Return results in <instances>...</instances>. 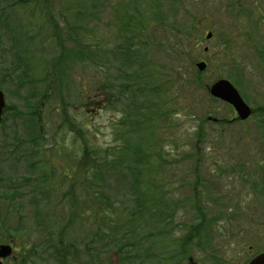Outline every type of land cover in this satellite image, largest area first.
<instances>
[{
	"label": "rangeland",
	"instance_id": "rangeland-1",
	"mask_svg": "<svg viewBox=\"0 0 264 264\" xmlns=\"http://www.w3.org/2000/svg\"><path fill=\"white\" fill-rule=\"evenodd\" d=\"M13 1L16 0H0V88L5 93L7 106L13 108L8 112V121L0 125V209H8L7 204L11 202L3 198L4 188L16 192L12 199L23 204H28L34 195L44 194L55 210L52 218H48V230L53 231L51 224L61 221L58 232L63 234L62 226L67 221L66 216L70 217L75 211V207L70 204L71 193L64 194L74 189L77 196L85 194V198L95 201L88 192L90 188L85 187L82 191L76 186V180L83 181L85 178L83 171L78 169L82 161L80 158L83 152L80 149L83 148V143L79 136H76L74 141L71 140L72 134L63 139V131L68 128L66 118L74 123L81 121L87 124L88 142L98 149H108L121 144L119 134H123L129 144L142 141L144 136L147 137L145 142L149 138L148 134L145 135L147 127L142 124L147 114L139 110L138 116L134 117V123L130 115L126 126H120L124 105L118 103L116 106L113 103L108 106L109 95L102 91V85L108 83L109 89H114L117 93L121 85L124 87V84L130 82L125 71L133 72L132 68L123 65L122 57L129 54L115 52L123 41V36H119V31L116 32L117 13L118 18L122 17L125 7L120 5L117 10L115 0H75L77 4L85 6V9H82L88 15H84V19L91 18V14L95 19L92 26L96 28V37L102 41V48L94 47L91 53L95 52L98 58H102V65L107 68L105 71H96L94 65H81L76 58L75 65L71 64L72 74L63 86L62 63L56 62L60 51L63 50V21L62 27H59L60 32L54 24V21L59 22L63 17V6H55L63 3V0H25L22 5H12ZM121 1L132 3V0ZM152 1L138 0L141 9L139 12L145 9L144 4L150 5ZM183 1L178 24L192 20L197 22L196 27L190 25L189 28H184V38L174 31V19L171 17L167 18L165 23L158 24L159 30L164 34L156 32V40L154 35L148 34L150 30L148 33L141 31L138 34L142 41L146 36H150L152 44L138 50L133 55L134 59L131 57L132 63H138L137 68L143 70L135 84L141 87L138 90L144 93L145 99L138 97L135 104L140 107L147 101L153 109L152 113L161 114L167 110L168 115L153 119L149 127L153 128L154 134L158 133L152 138V142L159 140L170 153L164 155L167 162L160 161L161 165L155 163L160 157L152 160L147 166L148 171L142 173L145 177L133 174L137 173L136 171L129 173L118 166L110 168L109 163L105 167L103 179L105 189L110 192L107 193L112 197L117 194L115 198L120 200L124 197V204L119 210L126 215L138 212L132 200L133 191L136 190L143 194L148 203L142 213L143 218H139V213L134 214L136 223L121 219L117 225L118 229L112 225L109 240L114 244L127 236L128 242L143 241V246L148 248L154 241H147L143 236L148 234L154 235L155 238L156 234L161 232L163 235L157 237L163 241V252H170L172 249L178 250L180 238L189 231L186 228L196 224L201 218L204 222L207 220L205 224H200L201 233L206 237L198 238V241H204V245L194 246L193 242H196L197 236L193 237V245H189L191 255L188 258L176 257L174 262L229 264L231 260V264H246L257 250H264V205L260 207L262 201L247 192L241 178V170L245 171L244 163L248 164L246 167L250 172L257 171L259 167L260 177V162L264 164V113H259L255 121L236 120L237 115L233 108L222 101H213L206 85L221 78L240 81L241 91L247 97L248 103L252 107L264 105V0H241L240 4L233 0ZM3 3L8 4L5 17L1 16ZM52 4L53 7H47ZM50 11L53 15L49 14ZM162 11L170 15L169 8H163ZM172 14L175 15L174 9ZM208 31L214 33L211 41L206 37ZM196 32L198 34L193 35ZM89 36L94 37L91 34ZM220 40L228 44L221 46ZM159 43L163 50L159 48ZM217 44L222 47L223 52L220 53V46ZM206 46L209 47L208 54L204 55L207 66L204 72L200 73L186 61L192 49L196 63L203 57ZM52 71L59 73L57 77L61 81L56 76H49ZM152 72L156 76L145 77ZM107 77L109 81L106 80ZM153 85L159 87L155 90ZM236 85L238 86V83ZM46 93L49 99L40 100L37 104L35 97H44ZM96 101L105 104L106 109L97 110V105L91 104ZM35 104L37 111L34 109ZM86 107L89 110L84 112ZM31 112L40 115L36 129H29L28 126ZM223 118L230 121L224 123ZM137 125L141 127L137 129ZM198 130L201 133L204 131L202 135L206 137L198 136ZM38 134L43 140L36 143L33 158H28L31 147L27 143L17 145V139L25 140L29 135L35 137ZM101 155L104 159V152H101ZM173 156L177 157V162ZM196 157H201L202 161L196 163ZM34 161L37 167L32 165ZM27 164H30V168ZM195 164L200 171L197 174L208 172L209 178H214L212 182L205 183L204 191H209L207 195L193 198L205 207L204 213H200L190 200H187L190 194L186 195L194 189L195 176L191 170ZM66 170L70 174L67 178ZM9 175L21 178L23 184L16 186L15 184H20L19 180L6 179L11 178ZM24 178L28 180L24 181ZM74 181L76 182L73 183ZM145 188L151 195L145 194ZM150 190L152 193L163 194L160 199L175 206L167 208L162 201L155 199ZM195 193L196 190H193L191 196ZM178 198H181L180 203L185 205H176ZM233 199H239L240 202L232 203ZM229 203L235 207L229 209ZM95 205L97 215V201ZM80 208L85 210L88 206ZM237 208L244 212L242 216L235 217ZM15 210L28 212V216L32 213V208L27 211ZM174 210L176 212L171 215L169 211ZM80 211L78 209L77 213ZM227 212L233 213L232 216L228 217ZM155 214L163 216L161 222L153 221ZM170 216L172 217L167 220ZM148 220H151L152 224ZM101 224L99 223V226ZM31 227L30 219L3 222L0 220V243L13 248L12 256L5 259L4 264H21L26 258L27 261L31 258V264H52L50 255L56 244L53 245L51 236L48 237L43 229L47 244L51 243L53 247L51 246L49 253H31L30 245L37 243V239H40L38 236L43 233L38 229L37 232L26 234ZM93 227L96 228V223H93ZM67 231L71 234L70 237L66 236L68 239L72 240L74 237V240H82L83 243L87 240L86 236L83 238L85 231L79 227H71ZM11 232L14 233L10 235L13 237L5 239ZM90 232L88 238L91 240L88 244L97 251L99 244L93 237L96 240L101 238L99 234ZM143 256L142 253V259ZM114 259H117L116 255Z\"/></svg>",
	"mask_w": 264,
	"mask_h": 264
},
{
	"label": "trees",
	"instance_id": "trees-1",
	"mask_svg": "<svg viewBox=\"0 0 264 264\" xmlns=\"http://www.w3.org/2000/svg\"><path fill=\"white\" fill-rule=\"evenodd\" d=\"M26 1H32L36 2L37 0H26ZM77 1V0H76ZM79 1V0H78ZM82 1V0H81ZM162 1L165 0H157V7H155V1L153 0L150 5H145V9L141 12H139L140 7L138 6V0H132V3L129 4L128 1H119L115 0V7L118 10V6L122 5L125 7V10L123 12V16L118 18V13H117V21L116 25L117 30L116 32L119 31V36H123L122 42L120 43V46L116 48L115 52H120L123 54H126L128 56L122 57L123 58V65L125 67H129L133 69V72L125 71L126 77L129 76L130 82L128 84H124V87H122L120 90L116 93L114 89H109V84L102 85V91L106 94L109 95V101H107V104L109 106H112L113 103L117 106L118 103H122L124 105V109H122L121 115L122 117L127 116V118L132 117L133 123L135 122L134 117L138 116V111H144L145 114H147V118L143 119L142 124L145 126L146 134L149 135L148 141H146L147 137L144 136L142 141L136 143V144H129L127 142V138L124 137V135L121 137L123 142L114 147H108V149H98L88 142V139L86 137V130L88 129V125L84 124L81 121H78V123H74L72 120L69 118L67 119L68 123V128H65L63 131V139L64 138H69L68 135H71L72 137L71 140H75L76 136H79V138L82 140L83 143V148L80 149L81 152H83L82 157L80 158V164L78 165L79 171H83L82 174H84L83 181L81 180H76L73 183L76 182V186L79 187L80 190H84L85 187L90 188L88 191L91 197L95 199L93 201L91 198H85V194L82 196H77L76 191L74 189H71L69 192H66V194H70L69 198L71 199V206L75 207V211L73 212L74 214L69 216H66L67 220L65 222V225L62 226L63 229V234L62 232L59 231V225L61 224V221L54 222L55 224H51V227L53 231L48 230V225L47 223H50V220L48 218H52L54 215L55 210L51 207L49 198L46 199L47 196H44V194L40 195H34V197L30 200L28 204H23L20 201L13 200L14 195L16 192L8 190V189H3V198L11 200L10 204H7L8 209H0V220L6 221V220H15V221H26L30 219L32 223V227L26 232L29 233L31 231L37 232L38 229L42 231V235L38 236L40 239H37V243L31 244L30 246L32 247L31 253L34 254V252H39V253H49L48 251L51 250L53 247L52 244L50 243L49 245L47 244V241L45 240V234L43 229L46 231L45 233L47 236H51L50 240L53 241L54 249L51 252L50 255V263H55V264H177L179 262H174V259L176 257H187L190 256L191 254L189 253V245L192 244V239L193 237L197 236V240L194 246L201 247V244L204 245V241H198L199 237H206L203 232L201 233V226L205 224L207 221H200L197 222L195 225H190L189 226V231L188 233L181 238L179 248L178 250H174L173 252H165L160 254V251H163V241H161L157 236L163 235L161 232L156 234L155 238L154 235H144L143 237L147 241L153 240V245H150V247H144L143 246V241H140L139 243L137 242H128L127 236L122 237L120 240H118V243H110V228L113 225L114 227H117L121 219H125L127 222L130 223H136L135 218L133 217L134 214L139 213V218L144 217L142 215L144 209H146L147 206V199L144 198L143 194H141L140 191L136 190L133 191L132 195V200L133 203L136 205L138 208V212L132 213L131 215H126L125 212H122L121 210V205L124 204V197L120 200L119 198H115L117 194H115L113 197L110 196L107 192L108 190L105 189V179H103V173L105 171V167L109 163L110 168H124L126 171L129 173L136 171L137 173H133L135 175L139 174L141 177H145L146 175L142 174L145 169H148L147 166L152 162V159H155L156 156H162L164 157L165 154H169L170 151L167 150V147L165 145L161 146V149H157V152L154 151V148L152 147L151 139L155 137L158 133L154 134L155 132L152 130V127H149V125H152L153 119H159L164 115H168L167 110L165 109L161 114L159 112L152 113V107L147 103V101H144L143 106H137L135 104L136 98H140L143 100L145 99L144 93H142L140 90V86H136L135 83H137L138 79H140V75L143 70H140L137 68L138 63H132L131 57L134 59L135 57L133 56L138 50H141L142 47H146L152 42L150 41V36H146L144 38V41H142L139 37L138 34L141 31H148L149 35H154L155 39H157L156 36V31L159 29V23H165L167 18H169L168 15L163 16L162 14V9L164 8H169L170 11H174L179 9V4H183V0H171L168 2L166 5H160ZM25 0H16L13 1L11 4L12 5H22L24 4ZM74 2V3H73ZM112 5V4H111ZM54 5L52 4L51 6L47 5L48 8L53 7ZM56 7L58 6H63V17L60 19V21H54V24L59 27L61 26V21H63V50L62 52L60 51L58 58L56 59L57 61H60L62 63V68H63V86L69 76L72 74V65H75L76 63V58L79 59L81 65L83 64L84 66L91 67V65H94L96 71L103 70L105 71V68L102 65V58H98V55L94 53H91V50L94 47H97V49L102 48V41L99 40V38L96 37V28L93 25L92 22L95 20L94 17L91 14V18L89 19H84V15L87 16L86 11L84 10L85 6H81L80 4H77L75 0H63V3H58L55 5ZM2 11H1V16L5 17V13L8 9V4L3 3L2 5ZM84 8V9H82ZM62 9V8H61ZM62 11V10H61ZM60 11H58L59 13ZM49 14H52L51 11ZM162 14V15H161ZM175 23H178L176 13H175ZM64 25H66V29L64 30ZM183 27H187L186 22L184 21L181 24ZM91 26V27H88ZM114 26V25H112ZM119 29V30H118ZM178 33L182 37V30L180 28H177ZM60 32V30H59ZM89 34L94 36L93 38H90ZM119 36H117L119 38ZM138 39V40H135ZM154 43V42H153ZM96 44V45H95ZM227 45V44H225ZM69 46V47H68ZM74 48V49H73ZM106 49L105 47H103ZM96 51V50H95ZM113 53V51H111ZM114 52V53H115ZM110 57V56H109ZM72 64V65H71ZM110 65V64H109ZM149 64H145L147 66ZM139 71V72H138ZM53 73H49V76L57 77L59 76V73L57 71H52ZM155 73L152 72V74H148L145 77L150 78L154 75ZM144 76V75H143ZM57 79H59L57 77ZM108 80V77L107 79ZM61 81V79H59ZM109 81V80H108ZM238 83V86L240 87L242 83L240 81H236ZM157 85H153V88L156 90ZM241 89V88H240ZM184 93V91L182 90ZM44 97L37 96L35 97V100L37 104L40 103V100H46L49 99L47 98L48 94H44ZM88 95V93H87ZM64 96V94H63ZM64 100V99H63ZM109 102V103H108ZM91 104L97 105V108L100 109H106L104 108L105 104L102 102H93ZM36 104L34 105V109L36 108ZM11 106L8 105L7 110L5 111V117L4 121H8V112L11 110ZM87 110L84 112H87L89 110L88 107H86ZM37 111V109H35ZM255 115L258 116L259 113H264V105L261 106H256L254 107ZM39 117L40 115L35 112H31V115H29V121H28V126L29 129H36L39 124ZM126 117L122 119L120 122V126H126ZM163 118V117H162ZM256 118H253V121H255ZM264 124V118L262 119ZM168 121V120H167ZM141 126L137 125L136 128L139 129ZM84 131V132H83ZM204 131L201 133V131L198 130V136H204L202 135ZM206 137V136H204ZM19 138V137H17ZM43 140L42 136L38 134L37 136L34 137V135H29L28 139H17V145H21L24 143H27L31 147V151L28 156L33 158V155L35 153V146L36 143H39V141ZM159 142V141H158ZM160 143V142H159ZM65 148L63 147V151ZM154 151V152H153ZM101 152H104L105 156L103 159V156L101 155ZM189 155V154H188ZM190 156V155H189ZM175 158L176 162L178 161L176 156H173ZM184 160V158H182ZM264 159V156L263 158ZM196 163L202 161L201 157H196L195 158ZM78 162V163H79ZM166 162V161H165ZM262 162V161H261ZM260 166V177H259V167L257 171H252L250 172L245 164V171L241 170L242 173V180L243 184L245 186V189L247 192L252 195L253 198L261 200L262 205H264V164ZM175 163V162H171ZM259 164V165H260ZM30 165V164H29ZM28 168H30V166ZM34 167L36 166V162L34 161L32 163ZM38 165V164H37ZM104 166V168H102ZM195 170V171H193ZM124 172V170H122ZM199 171V167L197 164L194 165V169L191 170V172L194 174V189L196 190L195 195L191 196V192L186 194L189 195L187 200L189 199L190 202L194 205L195 208L199 210L200 213H204V208L200 204V202H197L198 200H193L194 197H201L204 195H207L209 191L205 190V183H210L212 182V179L209 178L208 172L205 174H197ZM200 172V171H199ZM127 174V172H124ZM66 178L69 177V172L66 170ZM131 175V174H128ZM11 178L7 177L6 179L8 180H19L20 184H15L16 186H19L23 184L21 182V178L9 175ZM228 178V177H227ZM201 179V180H200ZM1 180V179H0ZM28 178H24V181H27ZM73 184H71L72 186ZM150 185V184H149ZM196 185V186H195ZM151 186V185H150ZM146 189V195H151L149 194V190ZM72 191V192H71ZM152 193V190H150ZM181 192V191H180ZM179 192V193H180ZM110 193V192H109ZM200 193V194H199ZM202 193V194H201ZM153 196L155 197L156 200H160V197L163 198V194L158 193V192H153ZM199 194V195H198ZM183 195V194H182ZM192 199V201H191ZM243 199V198H242ZM97 201L99 205V215H96V205L95 202ZM240 202L239 199L237 200H232V203ZM164 205L170 208H173L175 206L173 203H170L169 201L168 204L165 203V201H162ZM181 198H178V202H176V205L183 206L185 205L184 203H180ZM147 203V204H146ZM81 207H86L88 206V209H83ZM229 208H233V204L229 203ZM32 208V213L30 216H28V212H24L21 210H15V209H25V211L29 210ZM78 209L81 210L80 213L78 214ZM238 213H235L236 216H242L244 213L242 210H239L237 208ZM170 214L172 215L173 212L175 213L176 210L174 211H169ZM198 212V211H196ZM198 212V213H199ZM146 213V212H145ZM153 213V212H152ZM229 216H232L233 213L229 212ZM94 215L96 218H94ZM124 215V216H122ZM145 215V214H144ZM99 216V218H98ZM172 216L168 217L171 218ZM55 218V217H54ZM53 218V219H54ZM158 218V219H156ZM160 215H156L153 218V221L161 222ZM166 218V217H165ZM96 219V220H95ZM134 219V220H133ZM166 220V222H167ZM102 223L98 229L93 227V223ZM151 222V220H148ZM63 224V221H62ZM202 224V225H200ZM79 225V226H78ZM149 225V224H148ZM71 227H79L85 231V234L83 235V238L86 236L87 240H85V243H83L82 240L75 239L74 237L71 239L66 238L70 237L71 234L69 231H67L68 228ZM24 228V227H23ZM42 229V230H41ZM118 229V227H117ZM92 231L93 233L99 234L101 240H96L97 244H99V247L96 249L92 248V246H89L88 242L91 240L89 237L88 232ZM60 233V234H59ZM201 233V234H200ZM14 233H10L5 239L9 238L10 235ZM91 234V232H90ZM199 235V236H198ZM13 236H10V238ZM60 237H63L61 239ZM55 241V242H54ZM37 245V246H36ZM52 246V247H51ZM28 247V245H27ZM158 247V249H157ZM142 253L144 254L143 259H142ZM166 254V255H165ZM115 255L117 256V259H114ZM39 257V256H36ZM29 261V262H28ZM26 258V261L24 263L22 262L21 264H31V258L28 259ZM143 261V263L141 262ZM163 261V262H162ZM230 262V261H229Z\"/></svg>",
	"mask_w": 264,
	"mask_h": 264
},
{
	"label": "water",
	"instance_id": "water-1",
	"mask_svg": "<svg viewBox=\"0 0 264 264\" xmlns=\"http://www.w3.org/2000/svg\"><path fill=\"white\" fill-rule=\"evenodd\" d=\"M211 93L216 97L231 103L238 111L239 117L246 119L251 114V109L244 102L238 90L228 81L220 80L213 85ZM5 106V98L0 90V120L2 118L3 108ZM12 254V247L8 244H0V259L6 258ZM0 264H3L0 261ZM250 264H264V253L257 256Z\"/></svg>",
	"mask_w": 264,
	"mask_h": 264
}]
</instances>
